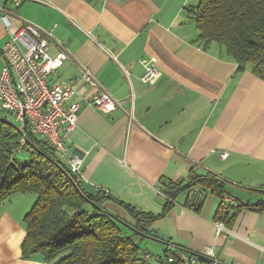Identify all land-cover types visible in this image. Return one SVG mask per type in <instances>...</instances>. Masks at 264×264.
I'll return each mask as SVG.
<instances>
[{
  "label": "crops",
  "instance_id": "0c3cea01",
  "mask_svg": "<svg viewBox=\"0 0 264 264\" xmlns=\"http://www.w3.org/2000/svg\"><path fill=\"white\" fill-rule=\"evenodd\" d=\"M199 2L0 0L12 14L10 28L0 17V74L3 48L24 21L50 30V52L69 55L50 82L77 78L85 66L128 111L83 103L67 143L83 158V179L155 213L165 204L157 192L161 178H186L192 167L224 178L235 198H264V79L250 67L239 70L219 46L207 50L197 42L187 7ZM147 66L160 75L144 82ZM36 197L14 193L0 205V264H56L40 253L22 254L24 218ZM191 201L190 192L181 193L151 225L169 246L202 255L214 245L222 264H264V209L243 208L231 232L217 235L220 198L207 194L199 213ZM106 206L134 221L123 207Z\"/></svg>",
  "mask_w": 264,
  "mask_h": 264
},
{
  "label": "trees",
  "instance_id": "16d2710c",
  "mask_svg": "<svg viewBox=\"0 0 264 264\" xmlns=\"http://www.w3.org/2000/svg\"><path fill=\"white\" fill-rule=\"evenodd\" d=\"M187 10L199 29L197 42L203 48L219 46L238 63L239 70L250 67L264 79V0H200ZM22 150L29 152L27 159L18 158ZM82 179L83 173L72 171L67 160L33 134L29 125L23 130L0 115V205L14 193L37 196L24 218L26 236L21 248L25 258L40 253L56 264H148L150 254L135 241L142 235L166 244L165 256L160 258L163 264L171 251L170 241L151 225L170 211L181 193L190 192L189 204L198 213L207 194L219 197L215 218L228 227L243 208L264 209V198L257 202L235 198L224 178L211 171L199 173L195 167L186 178H161L158 187L165 204L160 213L143 210L105 189L91 196L82 188ZM228 196L235 204L226 201ZM107 202L123 207L134 221L111 211Z\"/></svg>",
  "mask_w": 264,
  "mask_h": 264
},
{
  "label": "built area",
  "instance_id": "2783aa9c",
  "mask_svg": "<svg viewBox=\"0 0 264 264\" xmlns=\"http://www.w3.org/2000/svg\"><path fill=\"white\" fill-rule=\"evenodd\" d=\"M13 2L18 6L22 0ZM11 16V11L0 3V17L6 28L12 25ZM51 38L50 30L24 21L6 42L3 48L6 63L0 74V110L4 112V117L16 123L19 128L24 130L29 125L33 134L43 138L60 157L67 160L72 171L81 174L83 158L71 154L67 143L78 126L83 103L91 104L107 113L117 108L126 113L128 111L124 108V102L114 98L85 66L81 68L77 78L51 83V75L69 57L66 51L57 55L50 52ZM159 75V69L147 66L141 79L149 82ZM74 96L79 100L71 103ZM25 142L24 136L22 144ZM157 192L163 195L160 188ZM226 201L235 204L233 197L228 196ZM216 232L217 235L230 233L231 228L223 221H216ZM169 248L170 254L163 264H222L214 245L205 246L202 252L208 261L186 249L174 245Z\"/></svg>",
  "mask_w": 264,
  "mask_h": 264
},
{
  "label": "rangeland",
  "instance_id": "374dc122",
  "mask_svg": "<svg viewBox=\"0 0 264 264\" xmlns=\"http://www.w3.org/2000/svg\"><path fill=\"white\" fill-rule=\"evenodd\" d=\"M3 113L4 112L0 110V115H2ZM17 156L20 159H27L29 157V152L26 150H22L18 153ZM135 241L142 246L143 250L146 253L150 254L148 264H161L160 257L165 256V251L167 249V246L164 242L142 235H137L135 237Z\"/></svg>",
  "mask_w": 264,
  "mask_h": 264
},
{
  "label": "water",
  "instance_id": "95a60500",
  "mask_svg": "<svg viewBox=\"0 0 264 264\" xmlns=\"http://www.w3.org/2000/svg\"><path fill=\"white\" fill-rule=\"evenodd\" d=\"M75 153H76V151H75ZM76 155H78V153ZM81 185H82V188L87 193H89L91 196H94V197L100 195L104 191L103 188L95 186V185L89 183L85 179L81 180ZM199 257L205 261H208L207 257H205L204 255L199 254Z\"/></svg>",
  "mask_w": 264,
  "mask_h": 264
}]
</instances>
